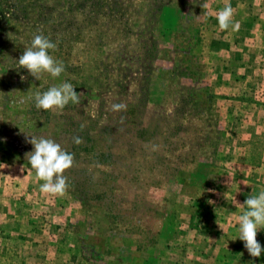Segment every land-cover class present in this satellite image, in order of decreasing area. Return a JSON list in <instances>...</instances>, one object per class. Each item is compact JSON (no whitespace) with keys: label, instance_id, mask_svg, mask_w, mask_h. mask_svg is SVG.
I'll return each instance as SVG.
<instances>
[{"label":"rangeland","instance_id":"1","mask_svg":"<svg viewBox=\"0 0 264 264\" xmlns=\"http://www.w3.org/2000/svg\"><path fill=\"white\" fill-rule=\"evenodd\" d=\"M71 1L0 0V264H264L238 238L264 190V0ZM24 21L65 30L59 77L17 68ZM64 82L80 103L36 108ZM31 136L74 154L62 196Z\"/></svg>","mask_w":264,"mask_h":264},{"label":"clouds","instance_id":"2","mask_svg":"<svg viewBox=\"0 0 264 264\" xmlns=\"http://www.w3.org/2000/svg\"><path fill=\"white\" fill-rule=\"evenodd\" d=\"M208 5L204 4L206 8ZM234 9L230 3L218 12L216 19L221 30H238L239 22H234ZM57 44L45 37L43 34L35 35L31 46L27 47L19 57L18 63L22 68L28 70L30 75L39 80L41 74L48 73L52 77H59L65 70L63 61L56 59L50 54L55 51ZM82 93H77L72 84L64 82L54 85L47 91L34 94L37 109H63L72 103H80ZM113 111L126 109L123 103L112 104ZM75 143H82L81 137H73ZM34 150L27 154L31 167L36 172L38 180L44 181L40 191L46 194L63 195L67 188V177L65 171L70 169L74 163V154L66 151L53 139L44 136H31L28 140ZM246 210L238 217V238L244 242V246L252 257L259 258L264 252V247L257 240L258 232L264 228V190L258 195L249 196L243 204Z\"/></svg>","mask_w":264,"mask_h":264},{"label":"trees","instance_id":"3","mask_svg":"<svg viewBox=\"0 0 264 264\" xmlns=\"http://www.w3.org/2000/svg\"><path fill=\"white\" fill-rule=\"evenodd\" d=\"M69 2L72 3L71 0H69ZM106 3H109V1L106 0ZM18 5L23 6L20 2H18ZM46 18L47 19L50 18L49 17V14H46ZM24 22H25V26L21 28V35H20V37L23 39V41L21 42V44L25 45V47H24V49H22L21 51H19V55L17 56L18 59L23 54V50H25L27 47H30L31 46V41H32V39L34 38L35 35L43 34L47 38L49 36H51V33H48V29H47V25H48V22L49 21H24ZM60 30H62V31H60ZM17 31L20 32V28H18ZM57 31L59 32L58 34L57 33H53L52 35L55 36V38L57 37V35H61V39L58 40L57 42L53 38L50 39V40H52L53 42H55L57 44V48H56L55 51H51L50 50V54L51 55H53L55 52H57L60 49L59 47L62 46V40L63 39L65 40V37H66L65 30L63 31L62 28L61 29H54V32H57ZM16 66H17L18 69L19 68H22L19 65V63H16ZM14 68L15 67L13 66V69ZM18 69L15 68V70H18Z\"/></svg>","mask_w":264,"mask_h":264}]
</instances>
